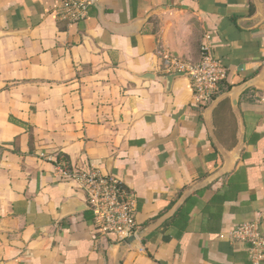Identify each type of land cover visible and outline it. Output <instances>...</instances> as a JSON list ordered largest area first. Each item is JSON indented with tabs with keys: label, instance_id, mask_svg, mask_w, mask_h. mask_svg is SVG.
<instances>
[{
	"label": "crops",
	"instance_id": "crops-1",
	"mask_svg": "<svg viewBox=\"0 0 264 264\" xmlns=\"http://www.w3.org/2000/svg\"><path fill=\"white\" fill-rule=\"evenodd\" d=\"M59 3L0 0V264H115L118 241L97 235L62 157L121 178L139 229L187 193L122 264H253L230 231L264 233V88L206 113L188 75L167 86L161 53L197 63L207 43L229 90L264 86V0L259 14L254 0H97L77 23Z\"/></svg>",
	"mask_w": 264,
	"mask_h": 264
},
{
	"label": "built area",
	"instance_id": "built-area-1",
	"mask_svg": "<svg viewBox=\"0 0 264 264\" xmlns=\"http://www.w3.org/2000/svg\"><path fill=\"white\" fill-rule=\"evenodd\" d=\"M97 0H60L56 9L59 19L77 23L86 19ZM202 59L197 63L183 60L171 52L161 53V70L165 74L183 72L191 79L194 100L197 105L207 106L214 99L220 84L227 81L229 71L222 60L214 57L207 43L202 44ZM45 157L44 153H41ZM61 177L75 182L86 197L94 214L97 235H113L122 241L139 229L136 219L137 197L119 177L105 174L98 167L85 170L56 161ZM233 240L246 243L253 264L264 261V233L259 220L239 223L230 231Z\"/></svg>",
	"mask_w": 264,
	"mask_h": 264
},
{
	"label": "water",
	"instance_id": "water-1",
	"mask_svg": "<svg viewBox=\"0 0 264 264\" xmlns=\"http://www.w3.org/2000/svg\"><path fill=\"white\" fill-rule=\"evenodd\" d=\"M257 8H258V14L261 13V3L260 0H254ZM181 75H185L183 72H177V73H170L167 75L163 76V79L166 81L167 86H169L172 82V80L177 77V76H181ZM261 76L260 75H256L254 77L249 78L248 80L242 82L241 84L233 87L231 90L224 92L220 95H218L216 98H214L211 103L208 105L207 109H206V113H209V111L224 97L229 96L231 99V103L232 106L237 109L238 104H239V100H240V96L249 88L251 87H259V88H264V86L259 84V80H260ZM242 125H243V121H242ZM233 166V159L232 158H226L225 161V165L224 167L221 169L220 172L216 173L215 175L211 176L209 178L210 181H212L214 178L220 176L221 174L229 171L231 169V167ZM187 197V193H185L176 203L175 205L167 212L165 213L162 217H160L157 221H155L150 227L144 228V229H138V231H136L134 234H132L131 236H129L127 239L119 241L116 244V253H115V264H122V260H123V255L124 252L133 244H135L138 240H140L143 235L146 233V231L149 228H154L156 226H158L160 223H162L164 220H166L167 218L173 216L177 210L180 208V206L183 204L184 200ZM86 206L89 208L87 202H86Z\"/></svg>",
	"mask_w": 264,
	"mask_h": 264
},
{
	"label": "trees",
	"instance_id": "trees-1",
	"mask_svg": "<svg viewBox=\"0 0 264 264\" xmlns=\"http://www.w3.org/2000/svg\"><path fill=\"white\" fill-rule=\"evenodd\" d=\"M231 88V85L227 83V81H224L220 84L219 90L215 93L214 98H216L219 94H221L224 91H227ZM65 161H67V165H69L68 160L65 157H62Z\"/></svg>",
	"mask_w": 264,
	"mask_h": 264
}]
</instances>
